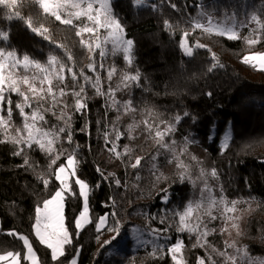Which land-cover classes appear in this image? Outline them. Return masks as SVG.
Listing matches in <instances>:
<instances>
[{
    "label": "snow or ice",
    "instance_id": "6c2138e0",
    "mask_svg": "<svg viewBox=\"0 0 264 264\" xmlns=\"http://www.w3.org/2000/svg\"><path fill=\"white\" fill-rule=\"evenodd\" d=\"M131 4L133 7L142 8L148 5V0H131ZM31 6L35 7V11L27 16L22 15L20 9ZM171 6L176 8L175 4ZM151 7L155 10V5ZM196 7L199 9L197 15L190 16L184 27L179 23L173 25L167 19L163 24L165 30L172 34L180 31L178 43L185 56L192 57L197 49L207 50L211 56L207 71L212 72L224 65L212 48L201 42L202 38L242 41L249 50L264 41V5L256 7L254 4L239 3L221 6L212 0L207 3L201 0ZM0 8L5 10L6 20L22 21L31 33L52 46L46 59L41 61L28 52L21 53L14 46H10L9 32L0 29V144L13 147L12 155L21 157L23 161L17 167L32 171L47 193L35 207L32 234L35 241L50 250L52 264H65V261L67 264H78L80 248L77 247L70 258L66 246L73 245L74 239H78L89 225L94 227L95 240L101 249H107L114 242H118L123 228L122 221L114 210L98 217L92 216L89 203L91 186L78 175L81 164L80 145L75 144L71 148L63 146L65 143L70 146L74 144L73 115H84L88 109L89 88L94 90L96 96L104 98L105 117L108 111L116 113L115 118L107 121L103 129L98 128V131H101L110 157L119 160L126 170L130 168L135 172L136 183L133 187H140L143 179L141 170L144 167L148 168L152 177L153 188L168 181L169 177L161 171L158 163V158L165 156L166 163L174 165L175 168L172 183L188 182L194 192L198 188V196H193L181 209L173 212L172 224L163 230L152 229L155 240H159L163 233L175 227L177 233H186L189 239L195 238L191 245L193 249L204 250L203 256H196L195 264H264V258L252 256L246 245H238L235 239H231L233 232L237 237L244 235L240 224L242 215L238 214L241 210L238 206L247 203L251 208V201L229 200L224 195L222 185L219 186L217 195L210 183V180H219L217 169L204 167L203 161L191 154L189 148L195 141L190 136H185L182 141L174 138L177 126L189 113L184 112L183 116L175 114L166 119L154 106L147 103L137 106L130 95L123 101L117 98L118 92L142 85L139 69L130 71L135 61L134 41L126 38L125 26L114 11L113 0H0ZM50 20L74 31V35L79 38V46L87 53V64L78 66L67 44L53 38L48 25ZM243 29L248 30L246 35H241ZM197 32L199 35L194 37V42H190V37ZM117 55L122 56L124 69H119L114 62L106 64L109 56ZM241 63L264 72V52L244 55ZM101 73L106 75L102 76ZM114 77H118L115 85L112 83ZM105 79L108 84L106 90ZM69 80L71 86L68 84ZM13 95L19 98L15 103ZM208 95L211 96V93ZM67 97L72 98L71 104ZM14 111L19 114V124L14 120ZM48 115L54 117L57 123L50 124ZM123 117H129L130 122L122 130ZM87 129L86 123L81 131ZM141 135L145 137V143L151 142L155 148V152L147 158L145 155H137L136 148L130 143L122 146L120 144L125 138L131 142ZM230 139V134L226 133L221 144V154L228 148ZM37 151L47 161L43 169L29 154ZM62 157L64 162L58 163ZM96 171L105 180L112 177L116 187L122 186L114 173L106 176L99 166ZM53 177L56 184L50 188ZM123 186L127 187L126 181ZM77 189L82 206L74 218L75 231L72 232L66 223V206L69 198L77 196ZM160 193H163L162 203L167 204L170 199L168 188L159 189L157 194ZM115 204L116 201L112 199L111 205L105 206L114 208ZM218 220L219 228L210 227ZM161 223H164V218ZM216 233L227 237L223 241V249L209 240ZM6 234L20 241L22 248L0 254V264H22L24 261L27 264H46L38 255L29 235L14 229ZM105 234H111L110 238L101 242V236ZM185 247L184 240L177 237L173 243L156 244L150 255L154 258L168 255L172 264H188L184 255Z\"/></svg>",
    "mask_w": 264,
    "mask_h": 264
},
{
    "label": "trees",
    "instance_id": "16d2710c",
    "mask_svg": "<svg viewBox=\"0 0 264 264\" xmlns=\"http://www.w3.org/2000/svg\"><path fill=\"white\" fill-rule=\"evenodd\" d=\"M200 2L201 0H148L147 6L136 8L132 6L131 0H113L114 11L125 26L126 38L134 41L135 61L130 71L139 69L142 85L118 92L117 98L123 101L130 95L137 106H143L144 103L154 106L166 119L175 114L183 116L184 112L189 113L177 126L174 138L182 141L185 136H190L195 141L189 148L191 154L203 161L204 167L217 169L219 180H210L217 195L219 186L222 185L224 195L229 200L251 201V208L247 203L238 206L241 210L238 214L242 215L240 224L244 235L237 237L233 232L231 239H235L238 245H246L252 256L264 258V72L241 63L244 55L264 52V41L249 50L242 41L202 38L201 42L209 45L224 65L212 72L207 71L211 62L207 50L197 49L192 57L185 56L179 48L180 31L172 34L165 30L163 24L167 19L173 25L179 23L184 27L190 16L197 15L199 9L196 5ZM204 2L207 3L208 0ZM212 2L221 6L239 3L254 4L256 7L264 5V0H212ZM172 4L176 5L175 9ZM151 5H155V10ZM4 11L0 8V29L9 32L10 46H14L18 52H28L44 61L52 46L31 33L22 21L13 19L6 23ZM20 11L22 15L27 16L35 11V7H23ZM48 25L53 38L66 43L71 49L78 66L89 62L87 53L79 46V38L74 35V31L53 20H50ZM246 31L247 29H243L241 35H246ZM198 35L199 32L190 37V42H194V37ZM56 51L62 55L59 49ZM113 62L119 69L125 68L122 56H109L106 60V64ZM117 79L118 77H114L113 85ZM68 84L71 86L70 80ZM104 85L106 90L108 86L106 79ZM87 91L88 109L84 115L79 113L73 115L74 144L70 146L65 143L63 146L71 148L75 144L80 145L81 164L78 175L91 186L89 203L92 216L98 217L114 210L118 213L123 228L118 242H114L107 249H101L95 240L94 227L89 225L78 239H74L73 245L66 246L68 256L71 258L75 254V249L79 247L78 264H172L170 256L154 258L150 252L156 244H170L180 237L185 242L184 255L188 264H195L196 256H203L204 250L191 247L194 237L189 239L186 233H177L175 227H172L167 233H163L159 240H155L152 229L163 230L172 224L173 212L181 209L193 196H198V188L194 192L188 182L172 183L175 168L174 165L166 163L165 156H160L158 163L161 171L169 177L168 181L153 188L152 177L148 168L144 167L141 170L143 179L140 181V187H133L132 185L136 183L135 172L130 168L126 170L119 160L110 157L105 149L101 131H98V128L103 129L107 121L114 119L116 113L108 111L105 117L104 98L96 96L91 88ZM209 92L211 96L208 95ZM12 99L15 103L19 98L13 95ZM66 99L71 104L72 98ZM47 118L50 124L57 123L51 115ZM14 120L17 124L20 123L16 111ZM97 121H100L99 125ZM129 122V117H123L122 130ZM86 123L88 129L81 131ZM227 128L231 139L228 148L221 154V142ZM129 143L136 148L137 155H145L147 158L149 154L155 152L151 142L145 143L143 135L135 141L130 142L125 138L120 142L121 146ZM12 152L11 145L0 144V254L7 250L22 248L20 241L6 234L14 229L29 235L38 255L46 264H52L50 250L35 241L32 234L35 207L47 193L32 171L17 167L23 161L21 157L13 156ZM29 154L34 162H38L41 169L46 167L47 161L43 154L38 151ZM63 162L62 157L58 163ZM188 162L191 163L190 160ZM97 166L104 170L106 176L108 173H114L122 186L116 187L112 177L108 180L103 179L96 171ZM52 179L50 188L56 184L54 177ZM125 181L127 187L123 186ZM161 188H168L170 199L167 204L161 201L163 193L157 194ZM112 199L116 201L115 207H106V204L111 205ZM81 206L82 200L77 189V196L69 198L66 206V223L72 232L75 231L74 218ZM162 218L164 223H161ZM210 227L219 228L220 221L213 222ZM132 229H138L147 242L136 245L129 237ZM110 235H102L101 242L109 239ZM165 237L172 239L166 240ZM225 238L227 237L216 233L210 236L209 240L223 249ZM22 264L27 262L24 261Z\"/></svg>",
    "mask_w": 264,
    "mask_h": 264
},
{
    "label": "rangeland",
    "instance_id": "374dc122",
    "mask_svg": "<svg viewBox=\"0 0 264 264\" xmlns=\"http://www.w3.org/2000/svg\"><path fill=\"white\" fill-rule=\"evenodd\" d=\"M5 21H6V23L9 22V21L6 20V19H5ZM247 31H248V30H247ZM247 31H246V34H247ZM255 53H256V52H255ZM13 107H14V105H13ZM226 133H227V134H230L229 128H227L225 134H226ZM225 134H224V137H225ZM224 137H223L222 142L224 141ZM222 142H221V144H222ZM134 230H136V229H132V230L130 231V233H129V237L132 239V241H134L136 245H140V244H144V243H146V242H147V241H146V238L143 237L139 231H134ZM66 264H67V263H66Z\"/></svg>",
    "mask_w": 264,
    "mask_h": 264
}]
</instances>
